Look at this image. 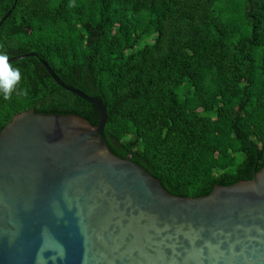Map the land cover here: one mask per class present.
<instances>
[{"label":"trees","instance_id":"trees-1","mask_svg":"<svg viewBox=\"0 0 264 264\" xmlns=\"http://www.w3.org/2000/svg\"><path fill=\"white\" fill-rule=\"evenodd\" d=\"M0 45L27 94L0 95V132L23 111L79 114L98 98L110 149L179 196L264 166V0H0Z\"/></svg>","mask_w":264,"mask_h":264},{"label":"water","instance_id":"water-1","mask_svg":"<svg viewBox=\"0 0 264 264\" xmlns=\"http://www.w3.org/2000/svg\"><path fill=\"white\" fill-rule=\"evenodd\" d=\"M40 60L99 123L29 109L1 130L0 264H264V166L207 195H175L110 149L103 102Z\"/></svg>","mask_w":264,"mask_h":264},{"label":"clouds","instance_id":"clouds-1","mask_svg":"<svg viewBox=\"0 0 264 264\" xmlns=\"http://www.w3.org/2000/svg\"><path fill=\"white\" fill-rule=\"evenodd\" d=\"M23 81V73L18 66H15L10 55L3 45H0V95L5 100H10L13 94L17 96L27 94V89L20 85Z\"/></svg>","mask_w":264,"mask_h":264}]
</instances>
